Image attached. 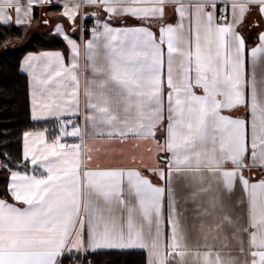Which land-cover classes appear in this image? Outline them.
Returning a JSON list of instances; mask_svg holds the SVG:
<instances>
[{"label":"snow or ice","instance_id":"1","mask_svg":"<svg viewBox=\"0 0 264 264\" xmlns=\"http://www.w3.org/2000/svg\"><path fill=\"white\" fill-rule=\"evenodd\" d=\"M83 2L102 7L109 20L130 15L163 21L166 5L174 6L179 16L176 26L161 23L159 35L147 27L98 24L103 30L94 29L85 47V67L91 72L84 93L86 127L93 136L121 140H155L162 129L163 143L157 141V147L164 154L163 166L144 165V170L164 185L154 184L139 169L87 170L91 155H85L82 144L66 145L59 137L49 144L41 136L42 147L33 149L26 133L24 159H30L34 171H43L11 172L7 198H0V264H62L59 258L69 244V253L147 248L150 264H168L169 254L180 249L184 238L181 201L196 205L198 216L217 217V230L230 231L233 239L246 234L248 264H264V179L250 183L243 172L258 167L264 173V78L256 76L264 57V33L260 46L251 50L249 67L245 41L237 31L252 11L264 20V0H228L231 22L223 15L227 4L219 8L218 0ZM35 3L26 0L25 7L20 0H0V25L12 23L13 12L17 27L29 23L25 18L32 16ZM65 8L64 15L74 19L80 4ZM68 42L70 66L59 53L44 54L49 70L37 75L33 61L39 58L25 59L34 80L33 119L44 109L60 111L63 104L78 111L80 50ZM241 108L245 116L234 115ZM61 131L82 137L78 126ZM147 151L151 154L152 149ZM237 184L246 202L233 205L229 198ZM237 207H244L245 214H236ZM214 264H225L219 253Z\"/></svg>","mask_w":264,"mask_h":264},{"label":"crops","instance_id":"2","mask_svg":"<svg viewBox=\"0 0 264 264\" xmlns=\"http://www.w3.org/2000/svg\"><path fill=\"white\" fill-rule=\"evenodd\" d=\"M22 6L26 5V0H20ZM79 3L80 8L75 13L74 19H69L68 16L64 15L66 10L65 6L68 8H74L75 5ZM227 4V14L229 15V22L233 20L231 5L228 3V0H218V7L224 8ZM211 10V8H209ZM95 14V15H93ZM220 13H217L219 16ZM41 17V22L37 21L38 17ZM13 21L9 25H0V26H10L15 25V13H12ZM109 14L104 11L100 6L88 5L83 2V0H50L49 3L43 2V0H36V3L33 7V13L30 18H25L30 20L29 23L20 27H29L27 37L33 34L46 33L48 36H56L61 39V41L66 46V51L62 49H45L39 52H31L26 54L21 63L20 71L23 73L28 80L29 88V103H30V114L31 119L34 122H48L56 121L57 133L53 136L50 135L48 130H34L28 131L27 134H30L28 137V143L31 148L35 149L37 147H42L40 140L41 136L46 143H52L59 137V142L72 145V144H82V151L85 155H91L90 161H85L87 164V170H109V169H139L142 171L143 175L147 176L152 180L154 184H159L160 186L164 185V181L159 180L157 176H153L151 172L144 170V165L149 167H155L157 165L163 166L160 164V161L163 159L164 154L160 152V149L157 147V141L163 143V130L157 131L156 139L152 140H143V139H134L128 138L121 140L119 138L109 139L106 137L93 136L91 135V128H87L84 120V115L86 112V96H85V87L86 81L91 77V72L85 67L88 63L85 59V47L87 42L92 39L93 31L85 28L83 30V25L95 26L103 25V23H109L110 27L114 29H125V28H134V27H147L157 35H159V28L161 23L172 24L176 26L179 23V16L176 14L174 6L166 5L165 14L163 21L155 18H150L147 21L135 19L130 15H114L112 19L109 20ZM47 21V23H45ZM87 21V22H86ZM259 25L258 27L255 25ZM61 28V32H57V27ZM185 30L188 28V22L185 21L184 24ZM102 31V27L98 29ZM239 34L244 38L246 57L249 67H251V50L253 48L259 47L261 41L259 39L260 34L264 33V20H261L258 13L252 11L246 16L244 23L237 28ZM67 37V39H65ZM25 38V40H26ZM69 40L75 42L79 47L80 55L78 58L79 63V108L78 111L75 108H71L68 104H63L60 111L53 110L49 112L47 109H44L42 112H39L38 118L33 119V84L34 80L31 75H29L28 66L24 63L25 59L29 56L37 57L33 61L35 66L36 74L39 75L42 72L49 70L48 64L49 60L44 57V54H56L59 53L64 65L70 66L73 63L72 57L73 52ZM165 49V59H166V45ZM52 67L56 66L55 56H52L51 59ZM256 76L257 80L264 78V57L258 62L256 67ZM71 91V89H69ZM71 97H65V100H70ZM241 117L245 116V110L241 108L238 112L234 113ZM166 123V122H165ZM73 126H78L81 129L82 137H73L69 135H63L61 129L64 128L67 132H71ZM85 131L89 134L84 135ZM25 133V134H26ZM25 134L23 136L22 142V155L23 160L27 164V168L14 170L19 171L22 174L27 173L28 175H39L43 169L35 168L31 164L30 159H24V148H25ZM151 148V154L148 153L147 149ZM91 150V151H89ZM135 159V163L133 160ZM141 161L143 163H141ZM246 163H251L250 159L246 158ZM229 167H231L229 165ZM244 176L249 179L250 183L259 182V180L264 179V173L258 167L246 168L243 170ZM11 173L9 174L8 183L10 180ZM207 187L208 185L205 184ZM8 187V185H7ZM230 202L233 205L239 204L241 201L246 202V196L242 187L237 184L234 192L230 196ZM13 202V201H9ZM182 207L181 211L184 213V216L181 217V222L183 226V239L180 241V249L176 253L169 254L168 264H206L205 256L209 255L210 264H214L215 257L219 253L221 259L225 264H229V261L234 260L235 264H248V261L251 260L249 254L247 235H243V244L240 243L241 238L233 239L230 231H218L217 223L218 218L215 216H198L195 211L196 205L187 204L184 205L181 201ZM204 206H207V200L205 198ZM246 206V203H245ZM236 214L244 215V207H237ZM186 217L187 219H184ZM244 226H247L244 224ZM162 230H166L167 234L170 236V229H166V225H162ZM87 228H85V245L87 244ZM227 237V239L225 238ZM74 240L75 237H72ZM148 243H151V238L147 237ZM227 245V247H225ZM243 247L244 251L241 252L240 248ZM71 248V244L67 246ZM65 249L64 255L59 258L62 261L67 255L71 254H81L87 255L92 254L93 252H86L83 248L79 251L73 249L71 253ZM99 251H141L146 255V264H150V261L153 260V257L150 251L140 248L134 249H102ZM95 253V252H94Z\"/></svg>","mask_w":264,"mask_h":264},{"label":"trees","instance_id":"3","mask_svg":"<svg viewBox=\"0 0 264 264\" xmlns=\"http://www.w3.org/2000/svg\"><path fill=\"white\" fill-rule=\"evenodd\" d=\"M28 31L29 27L0 26V160L3 165L7 157V168L0 167V198H7L9 174L27 168L22 155L24 134L34 130H48L51 136L57 133L56 121L31 119L28 80L20 71V63L28 53L45 49L66 51V46L60 38L43 34L25 40ZM88 260L92 264H146V255L141 251L71 254L63 264H85Z\"/></svg>","mask_w":264,"mask_h":264},{"label":"built area","instance_id":"4","mask_svg":"<svg viewBox=\"0 0 264 264\" xmlns=\"http://www.w3.org/2000/svg\"><path fill=\"white\" fill-rule=\"evenodd\" d=\"M221 14H219V16H220ZM223 15H226V17H227V20L229 21V15L227 14V12L226 13H224ZM218 16V17H219ZM219 22H223L222 20L221 21H219ZM82 28H83V30L85 29V28H87L88 30H91V31H93L94 29H97V27H95V26H90V25H83L82 24ZM98 30V29H97ZM88 261H90V260H88ZM91 264H92V262H91Z\"/></svg>","mask_w":264,"mask_h":264},{"label":"rangeland","instance_id":"5","mask_svg":"<svg viewBox=\"0 0 264 264\" xmlns=\"http://www.w3.org/2000/svg\"><path fill=\"white\" fill-rule=\"evenodd\" d=\"M41 20H42V19H41V17L39 16V17L37 18V21H38V22H41ZM41 34H43V33H41ZM33 35H35V34L32 33V34L29 35V37H27L26 39L28 40V39H29L30 37H32ZM43 35H46V33H44ZM26 36H27V34H26ZM15 45L18 46L19 44L16 43ZM57 129H59V126H58ZM55 134H56V133H55ZM55 134H54V135H55ZM2 165H3V164H2V161L0 160V167H2Z\"/></svg>","mask_w":264,"mask_h":264}]
</instances>
